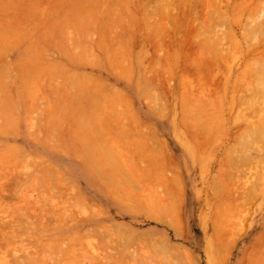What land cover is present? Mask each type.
I'll return each mask as SVG.
<instances>
[{"label": "rangeland", "instance_id": "374dc122", "mask_svg": "<svg viewBox=\"0 0 264 264\" xmlns=\"http://www.w3.org/2000/svg\"><path fill=\"white\" fill-rule=\"evenodd\" d=\"M170 1L164 11L162 0H0V89L20 107L18 126L0 133V264L17 257L25 264L31 254L37 259L32 264H210L209 258L264 264V141H245L243 151L234 138L240 113L259 114L242 100V87L239 93L250 60L243 27L258 11L244 8L250 0H217L241 41L231 62L232 41L218 46L216 55L201 47L205 34L200 41L193 36L208 23L203 10L211 0L186 5L203 11L197 23L188 17L192 11L184 16L181 1ZM81 16H90L89 26H78L86 22ZM78 41L91 47L87 62L74 61V48L68 61L59 47H80ZM39 55L45 63L60 59L68 69L88 72L101 89L118 90L125 105L111 115L121 120L107 115L83 127L74 122L90 112L91 94L97 95L90 86L89 95L75 83L66 85L70 69L53 74L55 81L52 74V80L36 75L35 100L29 101L18 77ZM146 93L158 97V106ZM183 99L221 101V135L180 122ZM57 102L68 113L54 123L49 118ZM29 103L39 107L30 117ZM73 125L91 133L84 131L85 140L79 132L71 136Z\"/></svg>", "mask_w": 264, "mask_h": 264}, {"label": "bare ground", "instance_id": "6f19581e", "mask_svg": "<svg viewBox=\"0 0 264 264\" xmlns=\"http://www.w3.org/2000/svg\"><path fill=\"white\" fill-rule=\"evenodd\" d=\"M174 1L175 0H173V2ZM176 1H175V3H179L181 1L180 5L183 6V9H182L183 14H184V12H186V14H187V13L192 11V9L190 7H192L193 4H191V6H190V4L188 3L191 0H178V2H176ZM203 1L205 2V4H203ZM203 1H201V3L203 5H206V2L207 3L210 2V0H203ZM244 1H247V0H244ZM199 2H200V0H199ZM217 2H218L217 0H211V2H210L211 6L209 5L211 8L208 6L207 11L202 9L203 11H205L204 14L207 12L205 15L206 16L208 15L207 16L208 17V23L206 22L205 25H203V26L201 25V27L199 26L198 29H196V31H194V32H196V34H193V33L192 34L194 37H195V35L197 36V37H195V38H197V40L199 39V37H202L200 35L205 34V39H204L205 42L203 41V44L201 47H203L205 49H206V47H208L209 50H211L213 54H216L214 52L217 51V53L220 55V52H218L217 49L220 48L221 45H223L225 40L232 41L233 42L232 44L230 42V44L232 45L230 47V50H229L230 54L227 56V58L229 60L231 59V62H233V60H235V58H234L235 55L238 54L240 52V50H242V47L240 46L241 43L240 44L238 43L240 41V39H237V37H234L232 30L228 29V27H227L228 24L232 25V21H231L232 17H230L228 15L229 13H227V10H226V13H220V9H222V7L218 6L217 4L219 2L218 3ZM196 3L197 4H195V5H198V2H196ZM235 3H237V2H235ZM170 4L173 5L172 1L164 0V2H163V0H162L161 7L165 11L169 7ZM238 4L240 7L241 6L240 3H238ZM243 4H244V8L245 7L247 8V6H248V8H253L252 11H258V12L255 15L252 14V16H249L250 18H252L251 21L247 22L243 27L244 28V34H247V36H246V38L244 37V45H242V46H244V47L246 46L248 48V51L250 50V53L248 52V55H250V57H249L250 60H248V58H247V63H245V67L248 70H246V71L244 70L245 75L243 74L244 76H242L244 78V80H243V78H241L242 81H240L241 86H240V90H239L240 92L239 93L241 94V87H242V89H243L242 91H244V94H241L242 100L246 101V103L250 109H257L258 110L257 112L259 113L256 119H252L250 114H249L250 117H248V116H244L242 113H240L242 115V118H243V120H242L243 123L241 124L242 126L240 127V130L234 135V138H237L240 142H243L242 150L244 151V144L246 143L245 141H248V142L264 141V0H262V1L261 0H250L248 5L245 2ZM186 5L190 6L189 7L190 11L187 10ZM199 5H201V4L199 3ZM185 6H186V10H185ZM197 7L194 6V8H197V9H195L196 12L200 11L199 6H197ZM194 8H193V11H194ZM159 9L160 8H158L157 11H159V12L163 11L162 9H161V11ZM208 9H209V11H208ZM238 10L240 11L241 8L236 9V11H238ZM203 11L201 12L202 17L205 16V15H203ZM236 11H235V14H236ZM192 12L188 14V17H191L194 21H196L195 23L199 22L198 20H199V17L201 15L197 14L195 11L193 12L194 14ZM186 14H184L185 17H187ZM241 16L244 17V12L241 14ZM85 19H86L85 17L81 16V18L79 20L83 21ZM87 19L90 20V16ZM87 19L85 20L86 22L83 23L84 22L83 21L82 24L80 21L79 22L80 24L78 23V26L81 25V27H83V26L85 27L86 26L85 24H87V26H89L88 23L90 21H88ZM203 19H204L203 21H205L206 17H204ZM206 21H207V19H206ZM188 22H192V20L191 21L189 20ZM200 22H201L200 24H202V19ZM78 32H80V30ZM80 33H82V31ZM83 33H84V31H83ZM200 33H202V34H200ZM242 34H243V32H242ZM81 35L82 34L78 35L80 38L78 40H80V41L82 40V38L80 37ZM249 35L252 37L249 38ZM234 38H236V39L234 40ZM60 40H61V38H60ZM62 40L64 42V40H66V39L62 37ZM176 40H175V42H176ZM187 40H188V38H187ZM189 40L191 41V39H189ZM200 40H198V41H200ZM178 41H180V40H178ZM180 42H182V41H180ZM64 43H62L63 45H60L59 47L62 51V54L65 53L64 56L68 59V61H72L74 53H75L74 54L75 60L73 59L74 61L80 62L83 58L84 62H87L89 58L91 59V55L89 57V53H86V50L88 51L91 47H89V49H88V48H86L88 46L84 47L83 46L84 44L83 43L81 44V42H79L81 45H79V43L77 45H79L80 47L75 46L76 44L73 43L74 45H72L73 47L71 46L72 47V49H71V47L69 48V47L65 46ZM254 45H255V47L259 48V49H256V50H258V52L257 51L255 52ZM77 47L80 50L79 49L76 50ZM251 47H252V49H251ZM73 48L75 49L74 53H73ZM253 49L255 52V53H253L255 55V57L253 55H251V52L253 51ZM76 51H77V53H79V52L80 53L77 54ZM83 51L85 52L84 55H82L83 53H81ZM237 51H238V53H237ZM111 54L107 53V55H111ZM218 54H216V55H218ZM42 55L37 56V58L32 57L31 60L29 59L26 62L27 63L26 67L24 69H22V71L20 72L21 73V74H19L20 77H18L19 85H21L20 89L22 91H24V95L28 96V94H29V96H28L29 98L31 96V98L29 99V101H31V102H34L33 100H35V99H33V97H35V96H33V94L35 92L33 89H35L34 86H36L35 84L38 81V79H37L38 76H40V75L42 76L43 72H44V75L46 74V77L49 76L47 78H50L51 80L53 78V81H55L56 80L55 79V77H56L55 73H58L60 75L61 72H65L64 69H68V68H66L67 65L66 66L64 65L65 67L63 66V63L60 61V59L54 60V61H51L48 63L43 62V59L41 57ZM87 56H88V58H87ZM173 56H175V55H173ZM85 57L87 58V60H85L86 59ZM250 61L252 62L251 65L249 64ZM111 62L115 65L114 60ZM249 65H250V67H249ZM253 65H254V67H253ZM246 68H244V69H246ZM249 68H251V69H249ZM69 69H70V71L68 72ZM69 69L67 70L69 75H67L68 77H66L69 80V83H68L66 78L64 80L66 85L67 84L70 85V84L75 83L80 89L83 90V92H86V93L90 92L89 91V89H90L89 86H90L91 88H93L90 90H93L92 92H94L97 95V97L95 98L93 96V94H91L92 92L88 93L89 95L90 94L92 95V103L89 106V107H91V110L88 113H85L82 111L79 114L80 116H77V115L74 116L75 117L73 119L74 122H77L80 125L81 124L84 125V123L88 125V124H90L89 122H102V121H104L106 119L107 115L110 117L109 119L112 121L113 120L114 121L121 120V119H119L120 116H118V114H115V113H117L118 108H121L122 105H125V97L123 95H121L118 90H116V89H113V90L101 89L98 82H96L97 83L96 84L95 82L91 81L90 77L88 76V75H90L88 72H83V71H79V70H71L70 67H69ZM48 70H50V72H51L50 74L48 73L49 72ZM59 70H60V73H59ZM53 74L55 75V77L53 76ZM58 74H57V77H58ZM36 75H38L37 78H35ZM50 75L52 76V78ZM61 75H62V73H61ZM35 79H37V80H35ZM34 80L36 81V83L34 82ZM242 82H244V83H242ZM33 83H34V86H33ZM92 83L94 84V86H96V85H97V87L99 86L98 88H100V90H97L98 88L95 89V87H92L93 86ZM24 88H26V91H28V92H26L24 90ZM94 89L97 91H95ZM98 95H99V97H98ZM146 95L149 96V98L150 97H152V99L154 98L152 101L157 99V100H155V102H156V106H158L157 105L158 97H156L154 95L152 96L150 93L149 94L146 93ZM122 96L124 98H122ZM188 100L187 99H186V101L184 99L182 100L178 120H180V122H184V123L189 122V123L194 124V125L196 124L197 126L201 125V127L205 128V129H203L204 130L203 133L205 132V134H207L209 132L210 134H213L216 137H219L221 135L220 133H222V129L225 127L224 125H226L225 121L223 119L222 113H221V108H220V102L221 101H217V102H214L212 104H206V103H203L202 101H197V102L192 101L191 102V100H189V101ZM121 101H122V103H121ZM123 102H124V104H123ZM28 105H29V107L27 108V112H28V117H30L33 112H37L39 110V107L36 108L37 105H35L33 103H29ZM116 105H121V106L118 107ZM66 107L67 106L64 105V103L57 102L55 104V107L51 108L52 111H54L55 108L56 109L54 112H52V114H50V118H49L50 121L57 122V121L62 120L63 116H65V114L68 113V107H67V109H66ZM106 108L107 109L111 108L110 115L106 114V112L109 113L108 112L109 109L107 110ZM112 108L114 109V111ZM19 109H20V107L17 105V102L13 98V96L9 95L8 92H6L4 89H0V133L6 132L7 131L6 129L11 128L13 126H18V120L16 118L15 112L18 111ZM36 109H38V110L36 111ZM160 110L162 111V109H160ZM66 111H67V113H66ZM113 112H115L114 115H111V114H113ZM50 113H51V111H50ZM62 114H64V115H62ZM221 123H223L224 125H222ZM82 125H81V127H83ZM73 127H74L73 133H71L70 135L71 136H77L80 133V135L77 136L79 139L82 138L85 140V138L87 137L86 135H88V132L91 133V131L84 130V129H80V131L81 130L83 131V134H82V131L81 132L78 131L79 132L78 133L76 131V129L77 130H79V129L75 128L76 127L75 125H73ZM198 127L201 128L200 126H198ZM84 131H85V134H86V131H88L86 135L84 134ZM75 132H77L78 134L74 135ZM81 135L82 136L85 135V136L82 137ZM84 140H83V142H84ZM76 141L81 142V140H78V139ZM93 142L96 143L98 141H93ZM93 142L91 143L92 146H93ZM91 151H92V149H91ZM8 152H9V150H7L5 153L8 154ZM263 152H264V149H263ZM249 154H250V149H249ZM99 155H100V153H99ZM98 156L95 157L96 159H94V161H95L94 165L95 166L97 163ZM82 157L85 158L84 155ZM89 163L91 164V162H89ZM112 165L113 164H110V169H111V167H113ZM16 219H18V218H15V221H14L15 223H16ZM13 220L14 219H12L10 222L14 223ZM82 220H84V219L81 218L79 221H82ZM18 221L20 222V219ZM84 222H86V220H84ZM82 223L83 222H81V225H82ZM74 224H75V226H77L80 223L75 222ZM5 225L11 226V225H9V223H7ZM0 229H1L0 231L3 232L2 228H0ZM87 232H88V230H86V233ZM83 234H85V232H83ZM85 239H87V238H85ZM88 244L89 243H87V245ZM89 245L93 247V243H92V245H91V243ZM92 247H89V248L93 249ZM36 254L38 255V253H36ZM36 254H34V255L37 256ZM32 255L33 254H31V256ZM31 256H27L28 258H26V260H28L27 261L28 263H25V264H29V262H31V264H32V262H33L32 260L36 259V257L34 259L33 256H32L33 257V259H32ZM29 257H31V258L29 259ZM19 260H20V262H18ZM26 260H24V261H26ZM208 260H209L210 264H215L211 258H209ZM22 261L23 260H21V259H19V257H17V260H15L13 263H8V264H22L21 263ZM246 263H247V261H246ZM23 264H24V262H23Z\"/></svg>", "mask_w": 264, "mask_h": 264}, {"label": "crops", "instance_id": "0c3cea01", "mask_svg": "<svg viewBox=\"0 0 264 264\" xmlns=\"http://www.w3.org/2000/svg\"><path fill=\"white\" fill-rule=\"evenodd\" d=\"M212 259V258H211ZM213 260V259H212ZM214 262V261H213ZM210 263V262H209Z\"/></svg>", "mask_w": 264, "mask_h": 264}]
</instances>
